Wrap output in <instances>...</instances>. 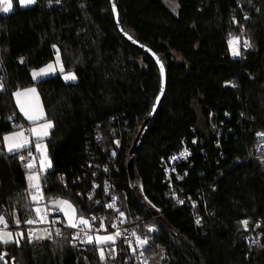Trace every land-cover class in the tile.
Returning a JSON list of instances; mask_svg holds the SVG:
<instances>
[{"label": "trees", "instance_id": "16d2710c", "mask_svg": "<svg viewBox=\"0 0 264 264\" xmlns=\"http://www.w3.org/2000/svg\"><path fill=\"white\" fill-rule=\"evenodd\" d=\"M116 4L125 31L161 59L167 74L134 159L139 187L130 188L126 157L159 76L154 61L119 34L109 0H37L0 14V62L7 72L0 138L17 130L14 125L27 127L12 93L35 87L54 125L44 140L52 165L42 176L49 199H70L86 217L107 215V181L128 225L149 236L144 254L155 263L264 264V137L257 135L264 133V0H177L176 14L163 0ZM229 34L242 41L238 57L230 55ZM244 40L251 47L244 48ZM55 48L76 82L61 75L32 80L30 69L48 64ZM182 147L191 156L180 167L186 175L177 192L197 201L193 214L168 197L159 165ZM20 154L0 144V211L9 225L13 209L21 223L29 218ZM245 219L247 230L240 223ZM61 231L63 237L31 243L25 234L19 246L0 245V253L9 264H102L94 246L79 257L70 233ZM115 247L113 264H133L121 242Z\"/></svg>", "mask_w": 264, "mask_h": 264}, {"label": "snow or ice", "instance_id": "6c2138e0", "mask_svg": "<svg viewBox=\"0 0 264 264\" xmlns=\"http://www.w3.org/2000/svg\"><path fill=\"white\" fill-rule=\"evenodd\" d=\"M21 6L32 5L37 2V0H18ZM51 2V0H49ZM59 3V0H57ZM13 10V0H0V12L9 13ZM112 11L116 13V6L113 4ZM118 15V13H117ZM248 19L247 16L244 17ZM235 22V21H234ZM230 38L228 40L229 48L231 49L233 56L240 55L239 42L240 37L232 36L229 34ZM129 39H132L129 36ZM244 48L251 47V44L248 40H244L243 44ZM55 47V46H54ZM23 63V60L20 61ZM159 63V60L157 61ZM59 69L61 73H64V66L60 60L59 49L56 50V60L55 63H49L46 67L40 68L38 71L34 70L32 72V78L37 79L42 76H46L52 72H55ZM161 75L163 76V65L160 66ZM64 79L67 80H75L76 75L72 72H67L64 75ZM0 89H3V84L0 83ZM162 94V92H161ZM16 97V104L19 107L23 116L32 123V127L24 128L23 125H14L17 129L12 131L6 135H3L0 138V144H3L4 148L8 153H22L26 152V155L20 154L19 160L24 163L25 169H27V196L30 201L29 204L24 206L25 213L31 215L34 213V216L31 218L25 219L23 222L26 225H38L45 224L48 227L45 228H34L29 227L27 229V239L28 242L31 243L33 239H53V235L55 237H63L64 233L61 231V228L55 227L57 224H62L65 228L75 229V232L71 236V243L73 247H76L77 242L81 245H91L95 247V250L98 254L99 260L102 262H106L107 259L111 258L113 260L116 259V243L118 238L123 237L125 243H127L129 250L132 252L134 256L139 260L144 257V249L149 245V236L147 235H139L135 228H133L130 232L128 229H121L117 223H111V228L115 229L114 232H109L108 227L105 225L103 219H100V223L98 227L94 226L95 221H97L96 216L86 217L83 210L78 211V207L74 204L70 199L63 198H50L45 202V197L41 185V178L43 174L47 171V169L51 168V160L48 157L47 153V145L44 143L45 138L49 135V130L53 128V123L46 119L43 108L39 104H32L28 99V97H37L35 88H28L23 91H17L14 93ZM159 102V97H157V103ZM154 110V109H153ZM13 117H8L11 120ZM40 121H44L43 123H39ZM258 136L264 137V133H257ZM99 140L100 137L97 136ZM116 144H119V141H116ZM33 147L35 148V153L39 154L40 157V166L36 167V155L33 153ZM115 155V153H113ZM181 156L186 157L188 152L185 150L180 153ZM173 160L176 157L172 158ZM105 172L108 171L107 168L104 169ZM174 171V169H173ZM95 175V173H93ZM183 177H178V179H182ZM63 180V177H61ZM100 187L99 185H93V189ZM104 191L107 193L109 191V185L105 182ZM175 195V194H174ZM89 200H92V194L88 196ZM116 200L117 197H112V202L106 205L109 209H114L118 213L119 223H125L126 217L125 213L120 209L116 208ZM179 203H184L183 200H179ZM95 203L99 204L100 201H95ZM43 205V206H41ZM53 212H59L63 214L64 219L61 220L59 216L54 219L49 220V216ZM12 223L19 228L21 224V219L17 214L16 210L13 209L11 211ZM197 224L200 223L199 219L196 221ZM243 225L244 229L247 230L249 225V220L245 219L240 221ZM256 227H260L259 223H256ZM155 229L149 227L148 232H152ZM39 233V234H38ZM103 233V234H102ZM125 233H128L127 235ZM131 237V238H130ZM134 238V239H133ZM25 239L24 231H16L13 232L9 229V221L6 219L5 215L0 214V245H8L10 243H15L19 246L20 241ZM108 245H112L111 248H108ZM139 250V254L137 255V251ZM8 254L0 253V261L7 264L5 257ZM86 259V258H85ZM142 264H148V261L144 259Z\"/></svg>", "mask_w": 264, "mask_h": 264}, {"label": "built area", "instance_id": "2783aa9c", "mask_svg": "<svg viewBox=\"0 0 264 264\" xmlns=\"http://www.w3.org/2000/svg\"><path fill=\"white\" fill-rule=\"evenodd\" d=\"M233 25H235V26L237 25L236 19L233 20ZM6 78H7V74H6L5 70H4V66L2 64H0V81L4 80ZM218 139H219V135H218ZM259 139H262V137L259 136ZM115 146L117 148L120 147L119 144L118 145L116 144ZM185 150L188 152V155L186 157H183V156L180 155V153L184 152ZM256 152L259 153L260 152L259 149H257ZM33 153L37 157V159H36V167L38 168V163H37L38 154L35 153L34 150H33ZM24 155H26V152H25ZM190 156H191L190 150L187 147H182V148L176 150L175 152L171 153L168 157H166V158H160L159 159V165H160V167L162 169V172H163V175H164V181L163 182L166 185V188L168 190V193H169L168 194V197L178 207H183V206L189 207L190 210H191V212H192V214H193V213H195L194 210H196V208H197V201L195 199L191 198L189 195H187V196L185 195L186 197H184V195L183 196H179V194L177 192L178 191L177 189L179 187L178 185L180 184V182H182V180L185 178V175H186V172L180 171V167H181L182 164L187 163V161L190 158ZM173 157H176V159L173 160L172 159ZM263 160H264V157H263ZM26 162L27 161L21 162L22 167L24 169H25L24 163H26ZM173 169H174V171H173ZM25 171H27V169H25ZM178 177H183V178L182 179H178ZM42 180H43V177L41 178V185H42V189H43V193H44V197H45V202H47V200L49 199V197H48V195L46 193V190H45L44 184L42 183ZM105 182H107V181H105ZM105 182L103 183L104 185H105ZM60 184L61 185H64V181L61 180V177H60ZM107 184L109 185V191L107 193H105V195L109 199L108 202H107V204H108V203H111L112 202V197L115 196L114 193H113L115 187L110 182H107ZM179 200H183L184 203H182V204L179 203L178 202ZM41 206H43V205H41ZM116 208H118L117 205H116ZM106 210L108 212L107 215L106 214L103 215L102 213L101 214H97V215H90V217L91 216H96L98 218L97 221H95V223H94V226L95 227H98L99 226V223H100V219H103L104 222H105V225L108 227V231L109 232H114L115 231V229H112L111 228V223H113V222L117 223L118 226L122 230L123 229H128L129 232H130L133 229L130 225H128L127 220H125V223H123V224H120L119 223L118 213L114 209H109V208L106 207ZM60 215L61 214L59 212H53L48 218H49V220H51V219H54L57 216L60 217ZM31 216H34V213H31V215H29V218H31ZM29 227H34V228H40V229H42V228L48 227V225H45V224L26 225V224H24V222H22L20 224V227L19 228H17L14 224L9 225V229L12 230L13 232H15L16 230H22V231L25 232L26 235H27V229ZM55 227H59L61 229L67 230L70 233V238H71L72 234L75 232V229L65 228L62 224H57V225H55ZM125 234L127 235L128 233H125ZM248 238H251V237L249 236L246 239H248ZM41 240H44L45 241V240H49V239H41ZM119 242H121V244H123L124 247H126L129 250L127 243H125L124 240H123V237L118 238L117 243H119ZM70 244H71V247L74 249V251L76 252V254L79 257L83 255V252L85 251L86 246H87V245H81L78 242L76 244V247H73L71 242H70ZM1 253H5V252H1ZM130 254H131V257H133L132 258L133 259V264H142V261L144 259H146L148 261V264H157L154 261H152V259L146 257L145 254H144V257L141 258V259H139V260L136 258V256H134L132 254L131 251H130ZM138 254H139V250L137 251V255ZM5 260L7 261V264H9L10 261H9L8 256L5 257ZM0 264H4V262L0 261Z\"/></svg>", "mask_w": 264, "mask_h": 264}, {"label": "water", "instance_id": "95a60500", "mask_svg": "<svg viewBox=\"0 0 264 264\" xmlns=\"http://www.w3.org/2000/svg\"><path fill=\"white\" fill-rule=\"evenodd\" d=\"M113 4H115L116 6V13H114L112 11V6ZM109 7L112 13V17L114 21V24L119 32V34L125 39V41L130 44L131 46H133L134 48L140 50L141 52H143L144 54H146L152 61H154V64L158 70V76H159V85H158V91L151 103V106L146 114V117L144 119V121L142 122V125L140 127V129L138 130V133L132 143V145H130V149L128 151L127 157H126V170H127V174H128V178H129V182H130V188L136 189L139 187L138 181L136 179L135 173H134V159L136 156V153L138 152V149L141 145V143L143 142V138L148 130V127L152 121V118L154 117L156 110L159 106V102L161 101L164 92H165V88H166V70L165 67L162 63V61H160L161 59L147 46L138 43L137 40H135L134 38L129 39V34L125 31V29L122 26L121 23V18L118 12V8H117V4H116V0H109ZM118 13V15H117ZM159 60V63L157 62ZM161 64L163 65V76L161 75V71H160V66ZM162 92V94H161ZM157 97H159V102L157 103ZM154 109V110H153ZM0 214H2V212L0 211Z\"/></svg>", "mask_w": 264, "mask_h": 264}, {"label": "rangeland", "instance_id": "374dc122", "mask_svg": "<svg viewBox=\"0 0 264 264\" xmlns=\"http://www.w3.org/2000/svg\"><path fill=\"white\" fill-rule=\"evenodd\" d=\"M163 1H164V5H166V7L169 9V11H170L171 13H173V14H176V13H177V11H178L177 0H163ZM14 5H17V6L20 7V8H26V7H30V6H32L33 4H32V5H27V6H21V5L19 4L18 0H13V7H14ZM0 14H8V13L0 12ZM238 37H239V35H238ZM241 48H242V41H241V39H240V42H239V49H241ZM56 50H57V48H55V53H54L53 59H52L49 63H53V64L55 63V60H56ZM229 52H230V55H231L232 57H238V56H233V55H232V52H231V49H230V48H229ZM60 60H61V59H60ZM49 63H48V64H49ZM0 64L3 65L2 62H0ZM46 65H47V64H46ZM46 65H44L43 67H46ZM3 66H4V65H3ZM43 67H40V68H43ZM40 68H33V69H30V76H31V78H32V72H33L34 70L38 71ZM4 70H5V72H6V68H5V67H4ZM66 73H67V72H65V71H64V73H61V72L59 71V69L57 68V70H56L55 72H52V73H50V74H48V75H46V76L39 77V78H37V79H33V78H32V80H33V81H37V80L45 79V78L52 77V76H55V75H61V79H62L63 82H65V83H74V82H76L77 79H75V80H67V81H66V80L64 79V75H65ZM72 73H73V72H72ZM6 74H7V72H6ZM6 81H7V78L4 79V80H2V81H0V83L3 84V88L6 87ZM28 88H35V87H27V88L18 89V90H16L15 92L12 93V94H13V100H14L15 108H16L18 114L22 117V119H23V121L25 122V124L27 125L26 129L32 127L33 125H32L31 122H29V121L23 116V113L20 112L19 107H18V105L16 104V97H15L14 93H16L17 91H23V90L28 89ZM1 90H2V89H0V91H1ZM36 94H37L38 99H37L36 97H28V98H22V99H28L32 104H39V105L41 106V100H40L39 94H38V92H37V89H36ZM41 107H42V106H41ZM43 111H44V110H43ZM44 114H45V113H44ZM43 122H44V121H40L39 123H43ZM14 131H15V130H14ZM49 132H50V130H49ZM47 137H48V136H47ZM47 137H46V138H47ZM46 138H45V139H46ZM33 150L35 151V148H33ZM5 151L7 152L6 149H5ZM37 154H38V153H37ZM37 163H38V168H39V166H40V157H39V154H38V160H37ZM49 169H50V168H49ZM49 169H47V170H49ZM26 175H27V173H26ZM26 181H27V180H26ZM28 203H30L29 199H28ZM3 215H5V214H3ZM62 215H63V214H62ZM5 217H6V215H5ZM63 218H64V217H63ZM16 231H22V230H16ZM16 231H15V232H16ZM32 241H36V239H33ZM107 247H108V248H111L112 245H108ZM112 260H113V259L109 258V259L106 260V262H103V264H113Z\"/></svg>", "mask_w": 264, "mask_h": 264}, {"label": "crops", "instance_id": "0c3cea01", "mask_svg": "<svg viewBox=\"0 0 264 264\" xmlns=\"http://www.w3.org/2000/svg\"><path fill=\"white\" fill-rule=\"evenodd\" d=\"M34 148V147H33Z\"/></svg>", "mask_w": 264, "mask_h": 264}]
</instances>
